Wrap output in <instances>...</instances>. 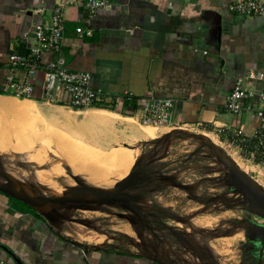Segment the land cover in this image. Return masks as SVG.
Returning a JSON list of instances; mask_svg holds the SVG:
<instances>
[{
  "label": "crops",
  "instance_id": "obj_1",
  "mask_svg": "<svg viewBox=\"0 0 264 264\" xmlns=\"http://www.w3.org/2000/svg\"><path fill=\"white\" fill-rule=\"evenodd\" d=\"M87 1L0 0V102L6 105L2 108L31 103L43 119L39 121H55L61 130L103 128V135L113 142L154 138L156 127L163 133L191 130L217 139L232 157L264 176V159L256 150V133L264 124V117L256 114L258 109L264 112L257 96L264 79L256 78L264 73V14L231 9L241 0H106L107 6L88 17ZM56 7L63 13L65 67L90 73L89 86L102 96L94 106H70L62 91L52 100L44 98L43 71L29 76L24 67L8 60L12 53H29L35 44L34 24L48 21ZM77 27L90 29L91 34L78 33ZM55 56L46 53L42 62ZM10 75L15 82L30 84V93L17 95L7 81ZM238 79L253 94L242 99L241 111L234 114L224 105ZM150 97L173 100L169 124L140 122L138 114ZM77 112H82L81 120ZM98 116L104 123L93 118ZM57 224L70 229L64 221L51 223L31 205L0 191V264H17L14 257L24 264L158 263L150 252L89 247Z\"/></svg>",
  "mask_w": 264,
  "mask_h": 264
},
{
  "label": "rangeland",
  "instance_id": "obj_2",
  "mask_svg": "<svg viewBox=\"0 0 264 264\" xmlns=\"http://www.w3.org/2000/svg\"><path fill=\"white\" fill-rule=\"evenodd\" d=\"M9 110L0 109V186L28 191L41 201L55 196L83 199L82 203L42 202L46 209L38 210L43 216L49 212L64 221L80 235L76 241L89 247L139 253L155 254L158 250L159 259L173 264L204 263L190 243L198 253L212 256L217 264H241L245 239L237 219L244 211L208 201L214 195L235 194L230 192L223 166L200 140L187 133H163L156 127L154 138L136 143L113 142L103 135V128L88 132L86 127L63 126L61 130L55 121H39L37 118L43 120L40 114ZM77 113H81V120L82 112ZM212 139L232 157L228 147ZM128 152L137 154L135 163L109 178L115 180L116 175L133 170L140 172L136 183L124 192L136 196L139 211L155 234L120 202H96L92 194L80 190L95 187L89 170L98 165L94 160L98 154L113 159ZM234 160L264 185V176L258 170L239 157ZM162 174L172 175L187 187L176 186ZM54 189L58 192L51 191Z\"/></svg>",
  "mask_w": 264,
  "mask_h": 264
},
{
  "label": "built area",
  "instance_id": "obj_3",
  "mask_svg": "<svg viewBox=\"0 0 264 264\" xmlns=\"http://www.w3.org/2000/svg\"><path fill=\"white\" fill-rule=\"evenodd\" d=\"M106 0H88L85 4L87 16L90 17L96 9L107 6ZM231 9L245 15L264 14V3L259 0H241L231 5ZM63 13L60 7H56L48 21H39L34 24L32 34L35 44L30 48L27 55L12 53L9 55V62L13 66H21L27 70L29 76L37 70L43 71L44 98L52 100L57 91H62L69 97V105L76 108L94 106L102 101L99 90L89 86L91 75L86 71L68 70L65 67L61 46L63 38ZM76 32L91 34L90 29L76 28ZM46 53H52L55 58L42 62ZM259 80L264 79V73L256 75ZM9 85L14 88L17 95L30 93V84L15 82L13 77L7 76ZM253 93L241 85L238 79L230 91L225 102V108L234 114L241 111V101ZM258 100L264 103V88L257 93ZM173 100L169 97H150L146 100L145 106L138 114L139 120L144 125L169 124L172 116ZM246 108L250 109L249 106ZM256 114L263 118V109L256 110ZM257 131L256 147L258 155L264 159V124H261ZM241 130H237L240 134Z\"/></svg>",
  "mask_w": 264,
  "mask_h": 264
},
{
  "label": "water",
  "instance_id": "obj_4",
  "mask_svg": "<svg viewBox=\"0 0 264 264\" xmlns=\"http://www.w3.org/2000/svg\"><path fill=\"white\" fill-rule=\"evenodd\" d=\"M187 135L200 140L209 149L210 153L221 163L224 168V172L229 178V189L236 196L225 197L222 194L212 196L208 201L216 200L227 206H240L243 211L253 215L255 218L262 220L263 222L255 221L254 219L237 220V227L243 229L244 239L251 244L253 249L247 256V264H264V188L258 183V181L250 175L247 171L243 170L228 153L221 149V147L215 143L209 136L199 133H191L186 131ZM140 172L133 170L125 175L120 180L114 183L117 191H108L97 187L84 186L80 187V190L97 197L96 202H120L123 207L131 211L138 220L144 224L147 228L152 230V227L146 223V218L139 211L138 204L136 203V196L127 194L124 190L136 183ZM166 179H169L178 187H187V185L177 182L173 179L172 175L162 174ZM0 191L15 197L18 200L34 207L42 202H80L83 199L77 197H64L55 196L48 197L43 201L36 198H26L21 195H17L15 191L7 187L0 186ZM44 216L48 220L54 221L55 215L49 212H44ZM152 233L154 231L152 230ZM155 234V233H154ZM189 243V242H188ZM192 251L200 258L204 260L201 264H217L212 256L206 255L204 252L198 253L197 250L189 243ZM155 261L161 264H173L169 261H161L158 258V250L155 252ZM17 264H24L22 261L14 257Z\"/></svg>",
  "mask_w": 264,
  "mask_h": 264
},
{
  "label": "bare ground",
  "instance_id": "obj_5",
  "mask_svg": "<svg viewBox=\"0 0 264 264\" xmlns=\"http://www.w3.org/2000/svg\"><path fill=\"white\" fill-rule=\"evenodd\" d=\"M5 106L6 105L4 103L0 102V108L5 107ZM7 107H8V109L17 111L18 113H21L23 115L24 114H33V115L34 114H39L37 112V108L33 104H31V103L24 102V103L19 104L17 106H15L14 104H12V105H9ZM90 113H92V112H90ZM95 113H97V112H95ZM86 115H88V114H86ZM93 118L96 119V121L97 120H100L99 122H102L103 119H104L101 116L93 117ZM88 121H90L89 120V117H88ZM103 123H104V121H103ZM136 158H138L137 157V154H135L133 152H128V153L121 154L117 158H113V159H110L107 156H102V155L98 154L97 157L94 158V160L98 163V165L95 166L93 169L89 170V172L91 174L90 176H91L92 180L94 182H96V183L91 184V185L92 186H95L97 188L104 189V190L115 191L114 182H116V180L117 181L120 180L125 175H127V172H123V173H120L119 175H116V179L115 180L113 179L114 177H111V178H109V177L110 176H113V175H115L117 173H119L120 171L124 170L125 168H129L130 165H132L133 163H135ZM262 187L264 188V185ZM51 191L58 192V189H54V190H51ZM15 193L17 195H21V196H24L26 198H30L31 197V194L28 191L27 192H21V191L16 192L15 191ZM88 196H87V198H88ZM83 197H85V196H83ZM92 199L93 200L96 199V196L93 195V198ZM34 207H35V209H37L39 211H44L46 209V206L43 205V204H37ZM56 220L58 221V219L55 218V220L54 221H51V223L55 222ZM57 227L59 229H61V230H65V231L69 232L70 234L74 235L75 237H78L79 238V236H80V235H77L74 231L66 228L65 226L62 227L61 225H58L57 224ZM236 233L239 235L240 231H237Z\"/></svg>",
  "mask_w": 264,
  "mask_h": 264
},
{
  "label": "flooded vegetation",
  "instance_id": "obj_6",
  "mask_svg": "<svg viewBox=\"0 0 264 264\" xmlns=\"http://www.w3.org/2000/svg\"><path fill=\"white\" fill-rule=\"evenodd\" d=\"M230 192H232V191H230ZM222 195H224V194H222ZM225 195H224L225 197H231V196H229V194H225ZM235 196L236 195H234L233 197H235ZM236 207L241 209L240 206H236ZM238 218H241V219H237V220L254 219L255 221H258L260 223L263 222L262 220L255 218L253 215H250V214L246 213L245 211L243 212V216L238 217ZM239 235L241 236V231H240ZM252 249H253V247L251 246V244L249 242H247L246 240H244V243L242 246V256L243 257H242L241 264H247V256L249 255V253L251 252Z\"/></svg>",
  "mask_w": 264,
  "mask_h": 264
},
{
  "label": "trees",
  "instance_id": "obj_7",
  "mask_svg": "<svg viewBox=\"0 0 264 264\" xmlns=\"http://www.w3.org/2000/svg\"><path fill=\"white\" fill-rule=\"evenodd\" d=\"M16 199V198H15ZM16 200H18V199H16ZM19 201V200H18ZM156 264H161V263H156Z\"/></svg>",
  "mask_w": 264,
  "mask_h": 264
}]
</instances>
